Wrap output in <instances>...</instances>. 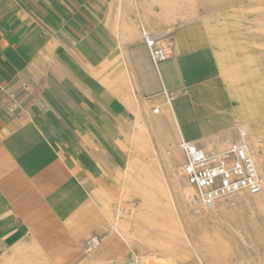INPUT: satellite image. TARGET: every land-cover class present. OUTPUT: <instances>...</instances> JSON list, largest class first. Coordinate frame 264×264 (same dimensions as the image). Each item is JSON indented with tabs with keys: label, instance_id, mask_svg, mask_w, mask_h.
<instances>
[{
	"label": "crops",
	"instance_id": "obj_1",
	"mask_svg": "<svg viewBox=\"0 0 264 264\" xmlns=\"http://www.w3.org/2000/svg\"><path fill=\"white\" fill-rule=\"evenodd\" d=\"M147 4L0 0V264H125L131 203L184 165L180 143L239 139L205 24L166 34ZM144 30L173 39L158 65Z\"/></svg>",
	"mask_w": 264,
	"mask_h": 264
},
{
	"label": "rangeland",
	"instance_id": "obj_2",
	"mask_svg": "<svg viewBox=\"0 0 264 264\" xmlns=\"http://www.w3.org/2000/svg\"><path fill=\"white\" fill-rule=\"evenodd\" d=\"M147 3L149 13L163 20L166 34L172 33L167 25L173 23L200 20L205 24L228 86V98L242 105L251 122L262 126V132L250 138L264 156V0ZM236 112L242 118L238 127L245 128L244 117ZM169 173V179L148 187L142 201L135 198L131 203L136 233L133 254L152 252L156 257L152 261L163 258L171 264H264V189L262 194L241 191L221 197L208 208L188 183L183 165ZM188 187L193 188L194 196L184 194Z\"/></svg>",
	"mask_w": 264,
	"mask_h": 264
},
{
	"label": "built area",
	"instance_id": "obj_3",
	"mask_svg": "<svg viewBox=\"0 0 264 264\" xmlns=\"http://www.w3.org/2000/svg\"><path fill=\"white\" fill-rule=\"evenodd\" d=\"M143 36L156 65L169 57L171 37L155 36L147 30L143 31ZM237 129L239 139L220 151H206L193 141L180 143L187 157L184 175L208 208L214 207L221 197L241 191L258 194L264 189L263 176L244 142L247 131L242 127ZM99 241V237L91 236L86 247H94ZM154 258L152 252L133 254L125 264H150Z\"/></svg>",
	"mask_w": 264,
	"mask_h": 264
},
{
	"label": "bare ground",
	"instance_id": "obj_4",
	"mask_svg": "<svg viewBox=\"0 0 264 264\" xmlns=\"http://www.w3.org/2000/svg\"><path fill=\"white\" fill-rule=\"evenodd\" d=\"M258 100V99H257ZM241 106V107H240ZM241 110L240 112L244 115H246L244 113V111L242 110V105H239V107ZM262 121V120H261ZM256 123V122H255ZM254 123V128L256 131L258 132H262V126L259 125V123H257L258 125H256ZM262 123V122H261ZM244 124L246 125L245 126V130L247 131V134H248V141L247 139L245 140L246 144H247V148H248V151L251 153V155L253 156L254 160L256 161L257 163V166H258V169L260 171V173L263 175V181H264V156L261 154L260 155V152L258 150V147L256 144H253L252 141H251V127L250 125L247 123V122H244ZM264 132V131H263ZM186 191V192H185ZM184 192V194L187 196L189 195V193H193L192 196H194V191H193V188L192 187H188V189H186ZM263 191V190H262ZM261 191V192H262ZM258 193V194H262V193ZM195 198V197H194ZM244 198V197H243ZM120 202V201H119ZM216 210V209H215ZM118 220V219H117ZM117 225V224H116ZM160 259V258H159ZM158 259V261H159ZM154 260V259H153ZM163 260V261H162ZM157 260L156 261H151V264H171V263H168L166 260L164 261V259H160V261L158 262ZM154 262V263H153Z\"/></svg>",
	"mask_w": 264,
	"mask_h": 264
}]
</instances>
